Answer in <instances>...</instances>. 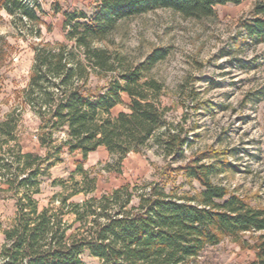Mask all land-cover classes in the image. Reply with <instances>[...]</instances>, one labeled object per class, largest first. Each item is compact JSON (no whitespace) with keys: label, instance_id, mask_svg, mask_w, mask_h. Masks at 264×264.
<instances>
[{"label":"trees","instance_id":"obj_1","mask_svg":"<svg viewBox=\"0 0 264 264\" xmlns=\"http://www.w3.org/2000/svg\"><path fill=\"white\" fill-rule=\"evenodd\" d=\"M241 2L98 0L85 23L77 21L86 19L84 13H63L69 38L82 50L85 62L64 45H35L28 82L21 92L23 106L38 123L37 148L44 154L23 152L17 137L20 112L0 121V197L15 203L12 222L2 230L0 264H85V253L99 264H192L207 246L218 245L224 238L237 242L245 234L253 242L244 241L242 246L254 251V264H264V206L253 207L213 182L230 167L218 160L216 151L176 168L166 163L157 171L155 182L140 187L126 184L99 197L91 196L96 178L78 163L69 177L70 185L60 182L65 194L53 198L56 208H51L50 201L40 209L34 198L40 193V178L61 161L64 151L78 153L84 162L102 147L118 158L117 168L106 166L109 173H119L118 165L128 154L141 153L148 146L160 150L166 159L183 158V147L189 142L182 131H171L167 109L157 97L160 86L154 81L140 84L144 72L165 59L168 51L155 48L119 79L91 86L92 77L111 71L104 51L92 50L91 43L104 39L118 22L155 9L202 20L213 17L216 6ZM1 7L22 22L38 20L36 12L21 0H1ZM241 29L245 40L264 43V0H257ZM123 95L129 103L124 104ZM119 105L126 111L114 115ZM58 132L60 140L54 136ZM204 158L214 161L203 163ZM179 175L195 181L201 190L192 196L166 192V184ZM79 194L84 195L81 202H69ZM75 225L74 234H68Z\"/></svg>","mask_w":264,"mask_h":264},{"label":"rangeland","instance_id":"obj_2","mask_svg":"<svg viewBox=\"0 0 264 264\" xmlns=\"http://www.w3.org/2000/svg\"><path fill=\"white\" fill-rule=\"evenodd\" d=\"M97 2L48 0L43 10L36 13L37 22L30 23L8 14L0 0V121L12 112L22 114L17 137L23 152L44 154L37 148L38 123L21 102V92L30 75L32 49L35 45H64L85 62L82 50L69 38L70 29L64 25L63 13H84L86 19L77 21L85 23ZM256 2L242 0L238 5L216 6L215 15L202 20L184 18L169 9H155L118 22L104 39L92 42V50L104 51L111 71L92 77L91 86H105L108 81L119 79L121 73L138 67L155 48L168 51L165 59L144 72L140 84L154 81L160 86L157 97L161 107L167 109L165 117L171 131H182L189 144L183 147L184 157L177 160L164 158L154 146L141 153H130L118 165L119 173L105 170L106 166L117 168L118 158L102 147L84 162L78 153L69 155L64 151L61 161L40 178V193L34 197L39 208L50 201L51 208L57 207L53 198L65 194L60 182L70 185L69 177L78 163L96 178V190L91 196L99 197L126 184L149 185L156 181L157 171L166 163L176 168L209 151L218 152V160L230 165L213 182L253 207L264 206V43L245 40L241 29ZM144 93L149 94L148 90ZM123 102L129 103L125 95ZM124 111L125 107L119 105L112 113ZM54 136L60 140L61 132ZM75 179L79 180V176ZM200 190L195 181L189 182L182 175L166 184V192H175L177 196H192ZM83 198L79 194L69 202L79 203ZM14 204L13 200L0 197V246L2 230L14 217ZM77 227L68 234H74ZM244 241L250 245L253 242L249 234L237 242L224 238L218 245L207 246L192 264H254V251L242 246ZM82 260L85 264H97L86 253Z\"/></svg>","mask_w":264,"mask_h":264},{"label":"built area","instance_id":"obj_3","mask_svg":"<svg viewBox=\"0 0 264 264\" xmlns=\"http://www.w3.org/2000/svg\"><path fill=\"white\" fill-rule=\"evenodd\" d=\"M47 1L48 0H21L24 6L34 10L36 13L40 10H43V7ZM34 140H36V137H34Z\"/></svg>","mask_w":264,"mask_h":264},{"label":"crops","instance_id":"obj_4","mask_svg":"<svg viewBox=\"0 0 264 264\" xmlns=\"http://www.w3.org/2000/svg\"><path fill=\"white\" fill-rule=\"evenodd\" d=\"M87 257H89L88 255H87ZM91 260H94V261H96V263L97 264H99V261L96 259V258H92V257H89Z\"/></svg>","mask_w":264,"mask_h":264}]
</instances>
